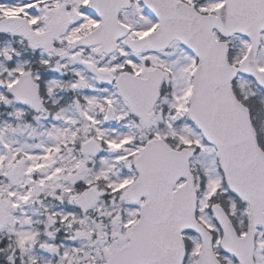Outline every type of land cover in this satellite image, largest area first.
<instances>
[{"label":"snow or ice","instance_id":"snow-or-ice-1","mask_svg":"<svg viewBox=\"0 0 264 264\" xmlns=\"http://www.w3.org/2000/svg\"><path fill=\"white\" fill-rule=\"evenodd\" d=\"M0 264H264V0H0Z\"/></svg>","mask_w":264,"mask_h":264}]
</instances>
